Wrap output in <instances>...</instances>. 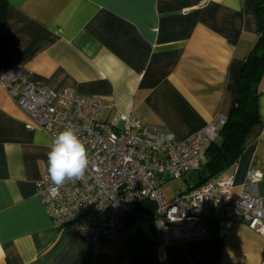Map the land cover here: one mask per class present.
<instances>
[{"label": "crops", "instance_id": "1", "mask_svg": "<svg viewBox=\"0 0 264 264\" xmlns=\"http://www.w3.org/2000/svg\"><path fill=\"white\" fill-rule=\"evenodd\" d=\"M5 2L0 73L22 65L35 86L105 97L111 109L102 120L135 116L178 139L228 116L241 65L257 39L252 0ZM258 88L260 120L238 159L220 172L233 175L232 199L250 171L264 198V75ZM24 122L0 88V264H131L132 226L123 225L118 257L109 263L72 224L53 225L35 194V182L48 176L51 138ZM210 223L204 236L167 246L165 260L152 252L139 264H264V237L243 222L220 236Z\"/></svg>", "mask_w": 264, "mask_h": 264}, {"label": "built area", "instance_id": "2", "mask_svg": "<svg viewBox=\"0 0 264 264\" xmlns=\"http://www.w3.org/2000/svg\"><path fill=\"white\" fill-rule=\"evenodd\" d=\"M27 74L19 64L0 73V88L25 115V128L52 138L65 127H73L90 157L83 177L55 185L45 176L35 182V194L53 225L72 224V231L90 245L93 254L114 262L123 215L141 200L154 204L148 217L155 233L157 261L165 260L167 246L204 236L210 221L220 236L232 222H243L264 237V198L257 192V173L246 174L235 199L230 195L233 175L219 173L201 185L186 184L187 175L200 169L224 116L218 115L201 130L178 139L135 116L102 120L100 115L111 109L105 97L35 86L28 82ZM181 178L186 187L167 197L165 182ZM142 229L151 230L147 224Z\"/></svg>", "mask_w": 264, "mask_h": 264}, {"label": "trees", "instance_id": "3", "mask_svg": "<svg viewBox=\"0 0 264 264\" xmlns=\"http://www.w3.org/2000/svg\"><path fill=\"white\" fill-rule=\"evenodd\" d=\"M252 2L258 19L257 39L241 65L235 104L216 138L205 150L200 169L188 175L186 184L201 185L234 163L244 148L250 129L260 120L258 85L264 75V0ZM5 13L6 2L0 0V21L4 19ZM130 208L131 211L123 215L121 222L126 229L131 226L134 229L128 245V256L131 264H139L149 261L154 251V230L148 217L154 204L149 200H141L132 203ZM146 224L150 226V232L143 231L142 225Z\"/></svg>", "mask_w": 264, "mask_h": 264}, {"label": "clouds", "instance_id": "4", "mask_svg": "<svg viewBox=\"0 0 264 264\" xmlns=\"http://www.w3.org/2000/svg\"><path fill=\"white\" fill-rule=\"evenodd\" d=\"M128 111H131L129 103ZM47 152V173L55 185L69 178L84 176L89 163V150L73 127H65L51 138Z\"/></svg>", "mask_w": 264, "mask_h": 264}, {"label": "rangeland", "instance_id": "5", "mask_svg": "<svg viewBox=\"0 0 264 264\" xmlns=\"http://www.w3.org/2000/svg\"><path fill=\"white\" fill-rule=\"evenodd\" d=\"M185 187L186 185L183 182L182 178L181 179H169L167 182H165L164 191L167 197H170L173 194V192L177 190H183Z\"/></svg>", "mask_w": 264, "mask_h": 264}, {"label": "water", "instance_id": "6", "mask_svg": "<svg viewBox=\"0 0 264 264\" xmlns=\"http://www.w3.org/2000/svg\"><path fill=\"white\" fill-rule=\"evenodd\" d=\"M183 182H185V179H183Z\"/></svg>", "mask_w": 264, "mask_h": 264}]
</instances>
